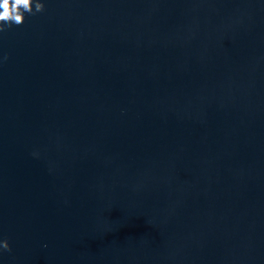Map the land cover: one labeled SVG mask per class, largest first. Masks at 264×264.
<instances>
[{"label":"water","instance_id":"95a60500","mask_svg":"<svg viewBox=\"0 0 264 264\" xmlns=\"http://www.w3.org/2000/svg\"><path fill=\"white\" fill-rule=\"evenodd\" d=\"M0 33V264H264V0H43Z\"/></svg>","mask_w":264,"mask_h":264},{"label":"clouds","instance_id":"9594fccd","mask_svg":"<svg viewBox=\"0 0 264 264\" xmlns=\"http://www.w3.org/2000/svg\"><path fill=\"white\" fill-rule=\"evenodd\" d=\"M43 7V0H0V33L14 24H21L25 12H39ZM4 251H10V246L7 239L0 238V253Z\"/></svg>","mask_w":264,"mask_h":264}]
</instances>
